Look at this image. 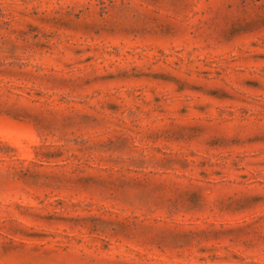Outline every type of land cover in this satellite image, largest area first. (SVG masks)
Listing matches in <instances>:
<instances>
[{
    "label": "rangeland",
    "instance_id": "1",
    "mask_svg": "<svg viewBox=\"0 0 264 264\" xmlns=\"http://www.w3.org/2000/svg\"><path fill=\"white\" fill-rule=\"evenodd\" d=\"M0 264H264V0H0Z\"/></svg>",
    "mask_w": 264,
    "mask_h": 264
}]
</instances>
